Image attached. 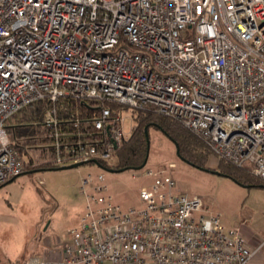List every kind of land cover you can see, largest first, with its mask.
Here are the masks:
<instances>
[{
  "label": "built area",
  "instance_id": "1",
  "mask_svg": "<svg viewBox=\"0 0 264 264\" xmlns=\"http://www.w3.org/2000/svg\"><path fill=\"white\" fill-rule=\"evenodd\" d=\"M62 100L95 102L92 128L61 121ZM43 101L49 144L32 168L115 164L133 131L127 108L176 121L264 182V0H0V187L26 168L7 126ZM140 172L154 181L130 209L103 174L84 177L71 244L24 264H254L259 248L241 230L177 192L165 169Z\"/></svg>",
  "mask_w": 264,
  "mask_h": 264
},
{
  "label": "rangeland",
  "instance_id": "2",
  "mask_svg": "<svg viewBox=\"0 0 264 264\" xmlns=\"http://www.w3.org/2000/svg\"><path fill=\"white\" fill-rule=\"evenodd\" d=\"M124 117L125 131L130 135L137 126L133 110L125 111ZM149 137L148 163L142 170L156 173L165 169L176 182L177 192L199 198L207 216L218 218L227 231L241 230L250 246L259 248L255 258L262 259L258 264H264V187H245L225 175L188 164L177 154L176 144L155 126L149 127ZM46 146L47 143L37 142L29 155H20V159L40 162ZM219 164L220 159L211 155L207 168L217 170ZM142 170L113 173L84 165L26 173L7 183L0 188V264H24L33 257L51 258L71 244L69 231L77 226L85 207L81 181L89 174L104 175L115 204L123 209L141 207L139 192L154 181L139 176Z\"/></svg>",
  "mask_w": 264,
  "mask_h": 264
},
{
  "label": "trees",
  "instance_id": "3",
  "mask_svg": "<svg viewBox=\"0 0 264 264\" xmlns=\"http://www.w3.org/2000/svg\"><path fill=\"white\" fill-rule=\"evenodd\" d=\"M95 104L92 101L62 100L57 104L58 118L66 124H72V121L78 118L82 123L79 128L81 131L91 129L93 118L98 117L100 113ZM49 106V102L46 101L32 104L15 117L17 119L20 116L17 123L10 122L11 124L7 126L11 145L19 156L29 155V151L33 149L31 146L37 142L49 144L43 123L44 113ZM105 107L114 109V106L108 104ZM128 110L124 108V111ZM133 119L137 120L136 128L132 131L131 136L124 141L121 150L117 153L116 163L107 165L105 168L115 171H127L141 167L147 156L145 127L155 126L174 143L178 144L184 161H188L191 165L200 169H209L207 166L212 154L199 139L176 121L149 111L134 110ZM25 164L26 168L23 174L30 171H60V167H54L52 164L45 163L33 169H31L32 160L25 162ZM214 171H220L226 177L242 185L264 187V182L254 177L246 169H239L222 160H220L218 169Z\"/></svg>",
  "mask_w": 264,
  "mask_h": 264
},
{
  "label": "water",
  "instance_id": "4",
  "mask_svg": "<svg viewBox=\"0 0 264 264\" xmlns=\"http://www.w3.org/2000/svg\"><path fill=\"white\" fill-rule=\"evenodd\" d=\"M145 136H146V141H147V156H146V158H145V161H144V163L142 164V166L141 167H139V168H137L136 170H142L143 168H145V166L147 165V163H148V158H149V153H150V137H149V126H147V127H145ZM176 144V147H177V154L179 155V157L180 158H182L183 159V157L181 156V154H180V149H179V146H178V144L177 143H175ZM188 164H191V163H189L188 161H186ZM99 168H101V169H103V170H105V171H108V172H123V170H121V171H115V170H112V169H107V168H105V167H103V166H101L99 163H97V162H94ZM84 165H86V164H84V163H79V164H74V165H71V166H67V167H62V168H60V171H63V170H68V169H77V168H79V167H82V166H84ZM201 169H203V170H206V171H208V172H211V173H213V174H216V175H219V176H223V174L222 173H220V172H217V171H214V170H210V169H204V168H201ZM29 173H33V172H29ZM15 179H13V180H11L10 182H12V181H14ZM245 187H250V186H246V185H244Z\"/></svg>",
  "mask_w": 264,
  "mask_h": 264
},
{
  "label": "crops",
  "instance_id": "5",
  "mask_svg": "<svg viewBox=\"0 0 264 264\" xmlns=\"http://www.w3.org/2000/svg\"><path fill=\"white\" fill-rule=\"evenodd\" d=\"M18 119H20V116L17 117V119L14 118L11 122H12V123H17ZM10 124H11V123H9V125H10ZM13 125H14V124H13ZM9 183H10V182H9ZM41 186H42V185H41ZM258 255H259V253H258ZM258 255H257V256H258ZM257 256H256V257H257ZM258 258H259V257H258ZM258 258H255V260H254V264H258L259 261H261L262 257H261L260 259H258Z\"/></svg>",
  "mask_w": 264,
  "mask_h": 264
}]
</instances>
